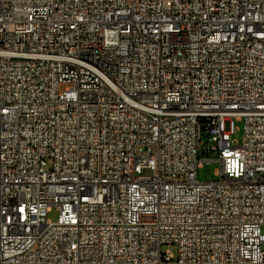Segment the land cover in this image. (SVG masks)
I'll list each match as a JSON object with an SVG mask.
<instances>
[{
  "label": "built area",
  "instance_id": "obj_1",
  "mask_svg": "<svg viewBox=\"0 0 264 264\" xmlns=\"http://www.w3.org/2000/svg\"><path fill=\"white\" fill-rule=\"evenodd\" d=\"M263 227L264 0H0V264H264Z\"/></svg>",
  "mask_w": 264,
  "mask_h": 264
},
{
  "label": "rangeland",
  "instance_id": "obj_2",
  "mask_svg": "<svg viewBox=\"0 0 264 264\" xmlns=\"http://www.w3.org/2000/svg\"><path fill=\"white\" fill-rule=\"evenodd\" d=\"M235 134L233 136V140L237 141L239 144L243 141L244 135V123L242 121H235L234 123ZM209 145L207 139L205 138L202 142L203 148H206ZM209 158L212 162L206 163L204 162L202 167L198 170V179L201 182H209L215 181L218 177L215 175L216 171L219 169V164L213 162L216 159V154H202L201 159L206 160ZM50 222L55 223L58 219V211L54 209L47 218ZM262 232L264 234V227L262 228ZM176 252V249L174 248Z\"/></svg>",
  "mask_w": 264,
  "mask_h": 264
}]
</instances>
